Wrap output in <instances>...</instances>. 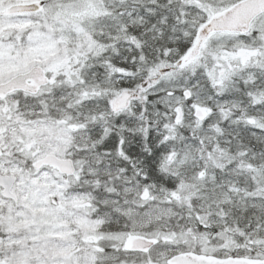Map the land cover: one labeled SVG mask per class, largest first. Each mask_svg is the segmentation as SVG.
I'll return each instance as SVG.
<instances>
[{
  "label": "snow or ice",
  "instance_id": "6c2138e0",
  "mask_svg": "<svg viewBox=\"0 0 264 264\" xmlns=\"http://www.w3.org/2000/svg\"><path fill=\"white\" fill-rule=\"evenodd\" d=\"M0 264H264V0H0Z\"/></svg>",
  "mask_w": 264,
  "mask_h": 264
}]
</instances>
